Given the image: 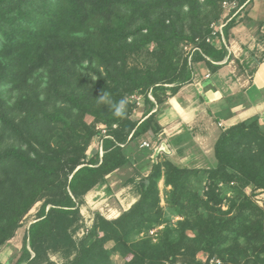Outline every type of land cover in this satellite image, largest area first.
<instances>
[{"label":"trees","instance_id":"trees-1","mask_svg":"<svg viewBox=\"0 0 264 264\" xmlns=\"http://www.w3.org/2000/svg\"><path fill=\"white\" fill-rule=\"evenodd\" d=\"M246 1L0 0V248L40 202L14 264H52L53 252L62 264H113L114 254L121 264H264V209L253 198L264 192L257 115L221 129L206 166L163 157L146 176H129L117 188L135 186L130 207L114 219L95 212L74 238L90 190L106 184L110 192L118 169L148 166L152 149L141 140L161 130L152 109L191 80L195 62L223 56L238 18L231 14ZM224 2L235 5L225 17ZM184 44L199 48L191 61ZM103 92L127 99L124 117L98 100ZM138 94L145 110L133 118L129 97ZM98 123L108 137H100L102 154L97 145L88 157Z\"/></svg>","mask_w":264,"mask_h":264},{"label":"crops","instance_id":"crops-1","mask_svg":"<svg viewBox=\"0 0 264 264\" xmlns=\"http://www.w3.org/2000/svg\"><path fill=\"white\" fill-rule=\"evenodd\" d=\"M235 15L238 17L236 24L232 25L227 36L224 35L226 46L223 56L217 60L205 56L212 62V66L206 65L204 61L195 62L191 80L182 84L175 93L167 90L163 104L152 109V112L158 111L157 120L161 126L155 139L159 134L166 135L167 139L160 142L167 144L172 151L166 155L171 156L173 161L176 156L174 162H179V156L188 148L195 149L199 135L213 132L215 141L221 129L255 115L260 117L264 125V2L251 1L246 13L247 20L241 12L233 17ZM241 17L244 20L242 24ZM251 27H254L255 33L250 37L248 30L251 32ZM227 41H230L229 47ZM215 45L220 46L219 42ZM138 97L141 99L138 108L144 107L145 100L141 95ZM143 112L138 109L137 118H141ZM205 156L208 157L206 161H211L209 156ZM159 183L163 186V179ZM109 186H112L111 179ZM105 217L114 219L118 216ZM21 243L23 245V238ZM199 256L204 254L200 253Z\"/></svg>","mask_w":264,"mask_h":264},{"label":"rangeland","instance_id":"rangeland-1","mask_svg":"<svg viewBox=\"0 0 264 264\" xmlns=\"http://www.w3.org/2000/svg\"><path fill=\"white\" fill-rule=\"evenodd\" d=\"M247 1H249V0H247ZM247 1L244 3V5L247 4ZM254 1L255 0H252V2H254ZM259 1H261L262 3L264 2V0H259ZM244 5H242L238 10H236L231 15H234V14L238 13V11H241L242 8L244 7ZM224 6L227 7V11L224 12V14L222 15L223 17L227 16L229 11L235 7L234 4H229L228 2H224ZM256 6H259V5H256ZM242 17L245 20H247L248 16L246 15V11H242ZM243 21L244 20H242V22L240 21L241 24L243 23ZM254 26H256V25H254ZM251 29H252L251 32L248 30L249 36L251 34L255 33L254 27H251ZM229 43H230V41H227L228 47L230 46ZM149 97L151 100H154V98L150 94H149ZM140 101H141V99H140ZM138 109L139 110L141 109V111L145 110L143 106H141L139 108L137 107L136 110H133V116H132L133 118L139 117L137 115ZM90 120H91V118L88 117L87 121H90ZM199 124H200V122H199ZM201 127L203 128L205 126L201 125ZM167 132H168V130H167ZM212 134H213V132H209V134H206L204 136L199 135L197 140L195 141L197 144L195 149H193V147H190L187 150H185L183 152V154L181 156H179L180 157V160H178L179 162H174V161H176L175 160L176 156H174L175 157L174 161L172 160V158H170L171 156H168L169 154H171L172 151H171V149H169L167 147V144H166V148L169 150V152H165L164 150L160 151L161 147H163V146H161V142H164L167 139L166 135L161 136V134H159L157 136V138L155 139L156 135L152 136V135L148 134L146 136V139L151 140L156 146L155 153H153V154L151 153L150 156L148 155V158L150 159L148 166L142 170L137 171L135 168L137 163H135L133 166L129 165V166H126L125 168L118 169L116 172H114L112 174L111 177H109V180L110 179L112 180V186H110V187L113 188L114 190L107 192V190L105 188L107 185L104 184L101 186H96L91 190V192H88L84 196V203L80 206V212L82 215L83 226H82V228H80V230H78L74 234V238L79 239V237L82 236V231L86 232V229H89L91 227V221H93V217H94L95 212H99L104 217L105 216L109 217V216L113 215V212L116 209H118L120 211L121 210H127L130 207V205H127V203L129 204L132 202L133 199H136V196H135L136 191L134 188L135 186L133 184H129V186L124 185L121 188H117L116 187L117 183H122V181L127 179L129 176H137V177H142V175L146 176L147 174L145 175V173L146 172L148 173L149 165L153 161H159V160L164 159L166 157V159L171 160L173 163H175L177 165H185V166L191 167V168H194V167L199 168V167L206 166L207 165L206 159L208 157H206L205 155L209 156L211 158V161H214L213 147H214V142H215L214 141L215 135H212ZM163 137H164V139H163ZM142 139H145V138H142ZM104 143L106 146H108L109 140L105 139ZM97 145H98V140L95 138L92 141L90 147L87 149L86 153H87L88 157L91 156V154L93 153V151H91V150L96 149ZM163 153H166L168 155H164ZM173 155H175V154H173ZM158 186L160 188V197H161L160 204L163 207H165L166 204L164 202L163 194H162L163 186L160 183H158ZM167 188H169V187H167ZM247 190H248L247 193H250L249 192L250 189L248 188ZM253 198L255 200H258L259 203H261V207L264 209V192L257 189L256 193L253 195ZM120 203H123L124 205H120ZM39 207H40V202L35 203L33 205V207L29 210V212L25 216V218L23 220L22 227H20V229L17 230L14 237H12L9 241H7L0 248V264H14L15 263L16 259L20 255V252L22 249L21 248V245H22L21 241H22V238L24 236V232H25L26 228L29 226L28 224H30L31 221L35 218ZM225 207H226L225 205L222 206L223 209H225ZM173 219L175 220V219H177V217H173ZM152 231H155V228L152 229ZM111 246H112V242H108L105 244V247L107 249L111 248ZM206 256H207V254H204V256H198V257L202 260H205ZM111 258H112L113 264H121L122 263V260L116 254L112 255ZM49 259L52 262V264H62V262H63V259L61 258V256L55 252L49 254ZM212 261H214V260H211V262ZM215 262H217V261H215Z\"/></svg>","mask_w":264,"mask_h":264},{"label":"built area","instance_id":"built-area-1","mask_svg":"<svg viewBox=\"0 0 264 264\" xmlns=\"http://www.w3.org/2000/svg\"><path fill=\"white\" fill-rule=\"evenodd\" d=\"M222 26H223V24H220L218 27H215L214 30L215 31L216 30H220L222 28ZM208 40H209V38H207V41ZM183 46H184L183 49L189 55V61H191L190 59H191V54L193 53L192 51H194V50H196L198 48H196V47L192 48L191 45H187V44L186 45L184 44ZM208 75L209 74L207 73L206 76H208ZM130 100L131 101H134L137 106L141 103L138 95H131L130 96ZM97 129H99V131H100V136L97 137V140H98V145L100 146V154H102V151H101L102 140H101L100 137L101 136L108 137L107 132H106V129L107 128H106V125L105 124H98L97 125ZM140 147L151 148L152 149V154L155 153V151H156V146H155V144L151 140H147V139L141 140ZM256 202H257V204H259L261 206V203H259L258 200H256ZM91 224H92V221H91ZM86 231H87V229H86ZM83 233H84V231H82V234ZM215 261L219 262V260H215ZM177 264H181V263H177Z\"/></svg>","mask_w":264,"mask_h":264},{"label":"clouds","instance_id":"clouds-1","mask_svg":"<svg viewBox=\"0 0 264 264\" xmlns=\"http://www.w3.org/2000/svg\"><path fill=\"white\" fill-rule=\"evenodd\" d=\"M192 57H193V55L191 54L190 60H192ZM188 59H189V55H188ZM138 95H140V94H138ZM98 100L102 103H105L107 106H109L111 111L113 112L114 116L122 118L126 115V107H127V103H128L126 98H122L118 102H113L109 98V95L107 93L103 92V94L100 96V98H98ZM129 100H130V97H129ZM98 124H103V123H98Z\"/></svg>","mask_w":264,"mask_h":264},{"label":"water","instance_id":"water-1","mask_svg":"<svg viewBox=\"0 0 264 264\" xmlns=\"http://www.w3.org/2000/svg\"><path fill=\"white\" fill-rule=\"evenodd\" d=\"M161 146H163V147H161L160 151L164 150L165 152H169V150L166 148V145L164 143H162ZM32 255H33V253H32Z\"/></svg>","mask_w":264,"mask_h":264},{"label":"bare ground","instance_id":"bare-ground-1","mask_svg":"<svg viewBox=\"0 0 264 264\" xmlns=\"http://www.w3.org/2000/svg\"><path fill=\"white\" fill-rule=\"evenodd\" d=\"M120 214V210H114L113 215L111 216H118Z\"/></svg>","mask_w":264,"mask_h":264}]
</instances>
